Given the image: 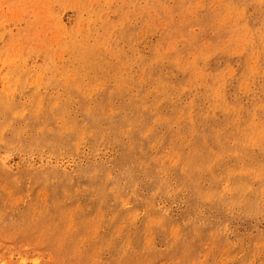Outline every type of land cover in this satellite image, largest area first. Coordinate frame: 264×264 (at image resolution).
<instances>
[{
  "label": "rangeland",
  "instance_id": "1",
  "mask_svg": "<svg viewBox=\"0 0 264 264\" xmlns=\"http://www.w3.org/2000/svg\"><path fill=\"white\" fill-rule=\"evenodd\" d=\"M0 264H264V0H0Z\"/></svg>",
  "mask_w": 264,
  "mask_h": 264
}]
</instances>
